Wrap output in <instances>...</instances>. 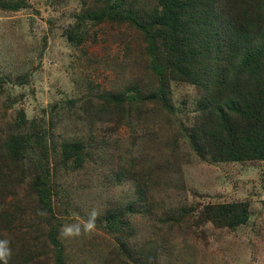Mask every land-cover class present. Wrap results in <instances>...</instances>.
Returning a JSON list of instances; mask_svg holds the SVG:
<instances>
[{
	"label": "rangeland",
	"instance_id": "374dc122",
	"mask_svg": "<svg viewBox=\"0 0 264 264\" xmlns=\"http://www.w3.org/2000/svg\"><path fill=\"white\" fill-rule=\"evenodd\" d=\"M103 1L0 0V239L11 240L9 264H264V158L214 160L197 149L201 88L161 77L163 39L124 15H92ZM125 1L149 22L158 0ZM224 1L231 23L208 16L201 26L206 37L217 30L211 45L235 31L245 67L259 66L241 74L239 88H251L254 74L264 77V0H236L235 10ZM75 142L81 150H70ZM236 201L248 203L244 223L205 217L207 205ZM93 208V234L61 235Z\"/></svg>",
	"mask_w": 264,
	"mask_h": 264
},
{
	"label": "trees",
	"instance_id": "16d2710c",
	"mask_svg": "<svg viewBox=\"0 0 264 264\" xmlns=\"http://www.w3.org/2000/svg\"><path fill=\"white\" fill-rule=\"evenodd\" d=\"M249 1L252 0H247V3ZM224 2L158 0L152 13L147 16L149 22H146L137 19L138 13L130 8L132 3L104 0L102 12L92 15L98 14V17L104 12L108 15H124L137 29L147 33L145 29L151 26L155 38L163 39L168 54L166 64L154 65L161 71L160 76L165 74L172 79L193 82L204 94L199 107L201 115L190 133L191 141L197 149L202 150V146H206L202 151L210 153L214 160L260 159L264 158V77H261L262 74H254L251 77L254 79L251 88H244L243 83L239 88L243 71L246 69L251 74L259 66L253 61L254 64L245 67L248 60L241 58L242 52L238 53L235 31L220 37L216 42L211 40V45L208 38L218 34L216 29L207 33L206 37L201 26L208 16L210 20L212 17L221 24L231 23L230 14L220 9ZM245 3L242 1L240 4L245 7ZM229 4L232 8L237 5L236 0H230ZM202 13L206 15L205 20L202 19ZM243 14L248 21L242 25V30H246L252 21L248 10H244ZM191 36L197 41H193ZM68 145L71 151L82 149L77 142ZM40 190L42 199L48 204L45 189ZM110 217L107 216V219ZM205 217L219 225L244 223L248 218V203L236 201L209 204Z\"/></svg>",
	"mask_w": 264,
	"mask_h": 264
},
{
	"label": "clouds",
	"instance_id": "9594fccd",
	"mask_svg": "<svg viewBox=\"0 0 264 264\" xmlns=\"http://www.w3.org/2000/svg\"><path fill=\"white\" fill-rule=\"evenodd\" d=\"M40 215L45 213L41 212ZM101 213L96 208H93L88 214L85 221L74 224H65L61 227V235L64 238H78L81 236H89L93 234L97 227V220ZM13 255L11 240L8 238L0 239V264H9Z\"/></svg>",
	"mask_w": 264,
	"mask_h": 264
}]
</instances>
